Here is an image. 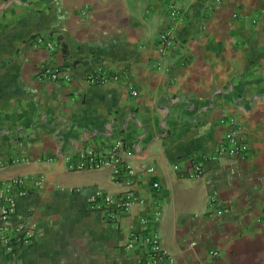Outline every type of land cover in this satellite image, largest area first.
Instances as JSON below:
<instances>
[{"label":"crops","instance_id":"0c3cea01","mask_svg":"<svg viewBox=\"0 0 264 264\" xmlns=\"http://www.w3.org/2000/svg\"><path fill=\"white\" fill-rule=\"evenodd\" d=\"M173 2L184 13L177 21ZM167 27L188 56L176 61L174 50L159 69ZM40 33L59 36L61 51L36 44ZM45 67L70 80L50 82ZM93 72L119 77L94 84ZM230 117L247 156L188 178ZM118 139L123 160L155 170L133 187L139 201L107 221L87 198L98 188L128 198L130 187L110 168L76 164L81 149ZM21 175L32 192L17 216L36 228L23 264H139V249L125 244L154 200L174 264H264V0H0V180ZM7 252L0 244V264H15Z\"/></svg>","mask_w":264,"mask_h":264},{"label":"built area","instance_id":"2783aa9c","mask_svg":"<svg viewBox=\"0 0 264 264\" xmlns=\"http://www.w3.org/2000/svg\"><path fill=\"white\" fill-rule=\"evenodd\" d=\"M168 15L173 21L184 17L182 9L175 2L169 5ZM156 42L163 59L158 64L159 69H163V61L170 59L169 54L174 50L178 51L176 61L188 56L185 42L176 35L173 27L161 30ZM35 43L44 46L52 55L57 54L62 48V41L57 35L37 34ZM41 75L52 83L70 80L69 76L64 75L58 67L52 69L45 67ZM88 76L94 84L106 83L111 79L117 80L119 77L118 75L110 76L95 72L89 73ZM137 93L135 89H131L132 95H137ZM229 120L232 128L224 133L216 147L205 152L201 158L192 159L191 168L185 174L188 178L206 180V166L208 164L220 162L224 156L232 158H245L247 156L249 143L238 136L236 118L230 117ZM124 149L125 142L121 139L115 140L104 151L86 147L81 149L80 160L76 164L77 169L110 168L113 180L130 187L128 198L112 194L102 188L96 189L87 198L88 207L100 211L107 221L117 219L121 211H129L132 205L139 201L134 194L133 187L139 183L144 174H152L155 170L153 166H147L140 170L123 160L121 151ZM175 168L182 170L183 166L176 165ZM44 182V178L39 176L33 180V185L37 189L42 188ZM159 186V182L152 184L153 189H158ZM31 192L32 186L29 184V177L26 175L0 180V244L7 246V253L16 261L15 264H23L19 257L20 250L24 245L31 243L36 233L35 227L17 216L18 199L30 195ZM152 205V213L141 216L139 228L130 232L125 248L139 249V264H174V258L162 247L161 234L157 227L163 217V202L154 200Z\"/></svg>","mask_w":264,"mask_h":264}]
</instances>
